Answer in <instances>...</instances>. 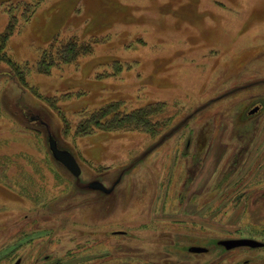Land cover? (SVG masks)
Masks as SVG:
<instances>
[{"label": "rangeland", "instance_id": "rangeland-1", "mask_svg": "<svg viewBox=\"0 0 264 264\" xmlns=\"http://www.w3.org/2000/svg\"><path fill=\"white\" fill-rule=\"evenodd\" d=\"M7 29L0 264H264L218 243L264 242V0H0ZM112 103L159 104L154 133L82 129Z\"/></svg>", "mask_w": 264, "mask_h": 264}, {"label": "trees", "instance_id": "trees-1", "mask_svg": "<svg viewBox=\"0 0 264 264\" xmlns=\"http://www.w3.org/2000/svg\"><path fill=\"white\" fill-rule=\"evenodd\" d=\"M10 30H5L3 33L0 34V38L3 36V40H6L7 37L10 35ZM70 54L69 57L61 60L65 62H72L77 59L80 55L89 53L91 51V44L90 43H76L71 42L70 47ZM42 58H40L38 62L37 69L40 72L48 71L43 69L44 63H48V66L51 67L53 65V60L51 57L52 55L45 51ZM49 60V61H48ZM56 61V60H55ZM48 68V67H44ZM159 104H148L143 107L137 108L130 113L126 114H118L116 113L115 105L109 104L107 106L102 107L97 111V113L93 112L88 118H86L82 123V129H87L88 125H91L92 128H99V129H109L115 130L119 128L124 129H136V130H143L149 132L150 134L154 133L156 122L153 119V116L156 112L159 111Z\"/></svg>", "mask_w": 264, "mask_h": 264}, {"label": "water", "instance_id": "water-1", "mask_svg": "<svg viewBox=\"0 0 264 264\" xmlns=\"http://www.w3.org/2000/svg\"><path fill=\"white\" fill-rule=\"evenodd\" d=\"M256 110L257 107L252 109L250 113L255 112ZM48 146L54 159L59 161L74 176H78L80 174V167L76 159L72 155V153L69 152L68 150L59 148L56 143V140L50 134L48 135ZM88 187L91 189L100 190L105 193H109L113 189L114 185L110 188H107L102 182L98 180H94L88 183ZM218 243L222 245L225 249H233L235 247H240V246H248L255 248V247H262L264 245V242L262 241H259L254 238H245V237L222 239L219 240ZM188 250L194 253H202L206 251V248L201 246H190ZM14 264H19V260H17Z\"/></svg>", "mask_w": 264, "mask_h": 264}, {"label": "flooded vegetation", "instance_id": "flooded-vegetation-1", "mask_svg": "<svg viewBox=\"0 0 264 264\" xmlns=\"http://www.w3.org/2000/svg\"><path fill=\"white\" fill-rule=\"evenodd\" d=\"M257 110H258V107H257ZM257 110H256V111H257ZM250 111H251V110H250ZM256 111H255V112H256ZM249 113H250V112H249ZM252 113H254V112H252ZM250 114H251V113H250ZM93 181H94V180H93ZM87 186H88V184H87ZM102 192H103V191H102ZM104 193H105V192H104Z\"/></svg>", "mask_w": 264, "mask_h": 264}]
</instances>
